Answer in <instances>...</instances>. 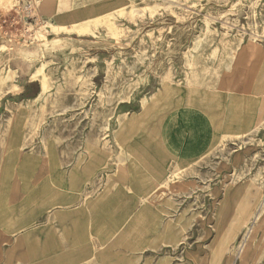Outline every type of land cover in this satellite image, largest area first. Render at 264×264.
<instances>
[{
    "label": "rangeland",
    "instance_id": "1",
    "mask_svg": "<svg viewBox=\"0 0 264 264\" xmlns=\"http://www.w3.org/2000/svg\"><path fill=\"white\" fill-rule=\"evenodd\" d=\"M160 86L184 108L146 202L171 236L141 264H264V0H0V193L26 154L124 169L115 128Z\"/></svg>",
    "mask_w": 264,
    "mask_h": 264
},
{
    "label": "crops",
    "instance_id": "2",
    "mask_svg": "<svg viewBox=\"0 0 264 264\" xmlns=\"http://www.w3.org/2000/svg\"><path fill=\"white\" fill-rule=\"evenodd\" d=\"M181 105L178 90L160 86L147 108L129 113L115 128L118 145L127 154L122 170L105 173L101 169L105 157L99 153L93 157L87 149L80 162L70 153L48 155L44 161L21 155L20 170L11 174L0 193L4 241L17 244L6 246V253L15 252L22 264H141L142 248L143 258L154 257L149 248L170 241L171 225L164 230L161 210L146 201L159 182L156 172L163 178L165 130L174 126V120L181 121ZM191 110L193 115L203 113ZM131 119L134 122L129 123ZM12 187L16 193H11ZM156 211L160 223L149 232ZM18 230L19 234H10Z\"/></svg>",
    "mask_w": 264,
    "mask_h": 264
},
{
    "label": "bare ground",
    "instance_id": "3",
    "mask_svg": "<svg viewBox=\"0 0 264 264\" xmlns=\"http://www.w3.org/2000/svg\"><path fill=\"white\" fill-rule=\"evenodd\" d=\"M44 84V83H43ZM263 212V211H262ZM260 216V215H259ZM264 220V219H263ZM263 222V221H262ZM257 223V222H256ZM261 224V223H260ZM262 225V224H261ZM238 226V224H232V222H231V224H230V226H229V232L230 231H232V230H234V229H236V227ZM263 226V225H262ZM249 229V228H248ZM251 231V230H250ZM246 233V232H245ZM252 233V232H251ZM250 236L252 237V235L250 234ZM255 238V237H254ZM253 238V239H254ZM249 240H250V238H249ZM247 245V244H246ZM250 247V246H249ZM242 252H244V251H242ZM241 256V255H240ZM244 257V256H243Z\"/></svg>",
    "mask_w": 264,
    "mask_h": 264
}]
</instances>
